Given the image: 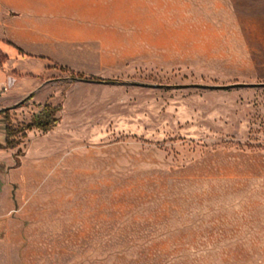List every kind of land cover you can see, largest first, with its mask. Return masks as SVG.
<instances>
[{"label": "rangeland", "instance_id": "rangeland-1", "mask_svg": "<svg viewBox=\"0 0 264 264\" xmlns=\"http://www.w3.org/2000/svg\"><path fill=\"white\" fill-rule=\"evenodd\" d=\"M97 2L49 102L0 97L14 126L62 108L15 149L0 115V264H264V0Z\"/></svg>", "mask_w": 264, "mask_h": 264}, {"label": "crops", "instance_id": "crops-1", "mask_svg": "<svg viewBox=\"0 0 264 264\" xmlns=\"http://www.w3.org/2000/svg\"><path fill=\"white\" fill-rule=\"evenodd\" d=\"M96 4V0H0V39L25 53L20 55L7 44L0 51L7 61L4 69L0 68V97L33 84L14 104L30 96H41L42 102H49L55 83L42 78L56 70L52 62L68 66L82 53L81 46L103 39L97 28L102 18ZM4 89L6 92L1 93ZM6 200V192L0 191V238L5 232L7 240L15 236L14 226L19 221L14 218V210L3 204Z\"/></svg>", "mask_w": 264, "mask_h": 264}, {"label": "trees", "instance_id": "trees-1", "mask_svg": "<svg viewBox=\"0 0 264 264\" xmlns=\"http://www.w3.org/2000/svg\"><path fill=\"white\" fill-rule=\"evenodd\" d=\"M8 45L16 49L21 55H24V51L16 46L15 44L8 42ZM73 80L78 81H91L101 84L116 83V81L100 79L96 77H87L83 74L71 73ZM32 96L26 98L24 102L30 100ZM23 103H20L17 106H22ZM62 110L61 106L52 107L51 105H46L43 111L36 115L30 123L14 126L10 119V109L0 111V115H3L6 120V140L8 147L11 149L17 148L21 144V140L27 137V133L33 130L41 131L42 133H48L57 127L61 121L56 115Z\"/></svg>", "mask_w": 264, "mask_h": 264}, {"label": "water", "instance_id": "water-1", "mask_svg": "<svg viewBox=\"0 0 264 264\" xmlns=\"http://www.w3.org/2000/svg\"><path fill=\"white\" fill-rule=\"evenodd\" d=\"M10 84H11V83H10ZM4 110H7V109H4ZM4 110H3V111H4Z\"/></svg>", "mask_w": 264, "mask_h": 264}]
</instances>
